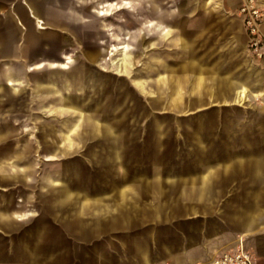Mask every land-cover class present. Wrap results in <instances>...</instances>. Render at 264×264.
Listing matches in <instances>:
<instances>
[{
    "label": "crops",
    "instance_id": "0c3cea01",
    "mask_svg": "<svg viewBox=\"0 0 264 264\" xmlns=\"http://www.w3.org/2000/svg\"><path fill=\"white\" fill-rule=\"evenodd\" d=\"M140 1L0 0V72H6L2 86L8 88L0 90V112L9 113L12 105L5 103L24 93L15 86L24 83L46 85L44 91H32L37 108L62 115L43 152L45 160L67 158L62 169L68 179L63 184L62 177L43 173L42 187L54 186L51 202L57 212H38L49 215L54 239L68 235L85 242L146 225L200 219L179 229L176 239L171 234L157 238L153 230L143 237L146 242L134 237V252H93L99 264H214L215 251L241 241L252 250L254 264H264V62L247 51V35L236 14L245 0H175L169 9L145 0L150 9L145 14L137 11ZM258 2L264 9V0ZM121 10L130 11L138 26L123 30L104 23L103 30L116 43L103 49L95 18ZM24 20L26 30L20 25ZM112 30L121 35L113 37ZM53 44L55 49L48 51ZM99 49L98 68L128 78L133 94L147 98L152 108L184 113L217 103L213 112L219 113L222 104L230 107L227 124L197 122L194 127L199 133L225 131L209 140L193 138L190 153L167 156L162 154L167 122L116 120L120 101L86 108L83 92L105 85L83 71ZM76 53H81L77 59ZM18 64L34 67L15 77ZM135 64L140 70L135 71ZM44 70L54 73L45 80L27 77ZM174 123L180 128V122ZM187 159L191 165L181 168L161 163ZM32 167L26 150H0V183L20 178L31 183ZM61 206L69 212L65 219ZM4 210L1 222L26 217L20 210ZM41 229L37 242L45 236Z\"/></svg>",
    "mask_w": 264,
    "mask_h": 264
},
{
    "label": "rangeland",
    "instance_id": "374dc122",
    "mask_svg": "<svg viewBox=\"0 0 264 264\" xmlns=\"http://www.w3.org/2000/svg\"><path fill=\"white\" fill-rule=\"evenodd\" d=\"M154 1L156 7L158 5L163 9L174 8L176 5L175 0ZM149 10L150 9H148L145 0H141L138 4V13L145 14ZM140 18L147 17L140 16ZM95 21L102 29L98 39L102 42L100 47L103 49L106 46L105 44L116 43V41L108 35V32L103 30L104 23L115 29L121 27L123 30H133L139 23V21H136L135 18L132 17L131 12L128 10H121L114 15L105 18H95ZM20 25L22 29L26 30L28 22L26 20L20 21ZM112 33H114V35H112L113 37L115 35H121L118 30H112ZM0 35H4V33L0 32ZM146 42L147 39L144 38L140 46L142 47ZM140 46L139 51L141 49ZM54 49L55 44L50 45L47 50L53 51ZM3 67L2 61L0 60V68ZM134 67L135 71L140 70V65L135 64ZM107 75L113 82L122 81L126 82L124 84H128L124 89L111 92V97L102 104L103 106L114 105L121 99L123 100L122 106L119 108L120 110L115 112L113 117L116 116L119 120L124 121H163L168 123H166L168 128L163 130L166 134L164 141H162L165 144L164 152L162 153L163 155L174 156L175 154L182 153L181 156H183V153L187 154L192 152L193 144L191 142H193L195 131H197L194 128L197 122H204V124L206 123L208 126L212 121H219L223 124L230 122V107H227L224 104L219 106V113L213 112L214 109L217 108L214 107L217 106V103H215L214 106H212L211 103H207L198 109L184 113H175L167 110L164 111L156 106L152 108L150 103L148 104L147 98L137 97L133 94L131 85H129L130 80L128 78L118 76L112 72H107ZM15 86H21L24 93L20 97L10 99L9 102L6 101V106L12 105L8 114L1 116L2 112H0V127L3 133L2 138L4 140V143L0 144V150L14 145L17 148L26 150V152L29 153L30 161L34 164L33 176L35 179V185L38 177L43 171L56 168L62 169L68 162L67 158L45 160L43 155L44 145L50 140L48 138L50 134H45V132L46 130L48 133L56 132L59 129V127L57 128L56 126H59L62 115H52V113L49 112L50 108H43L41 110L37 108L34 102V94L32 93L29 84L18 83ZM151 99L156 101L155 97ZM3 107L4 106L1 103L0 111ZM86 111L87 110L84 109L83 113H87ZM176 121L181 123L180 128L175 127L174 122ZM2 122L4 123L2 124ZM5 124H8L10 129L4 128ZM148 131L152 132L153 130ZM203 131L204 132L200 134L209 140L212 137L216 138L220 135L221 131L225 130H221L219 133L211 132L210 129H204ZM204 147L207 148V146ZM161 163L164 165L171 163V166L181 168L186 165H191L192 161L187 159L170 162L163 161ZM17 182V180L14 181L11 179L8 182L0 183V209H5L4 211L20 210L26 213V217L22 220H16L14 218V222L16 223L11 227H6L0 221V264H24V252L21 251V248L23 249L24 243H27L29 247L33 246L31 235L34 229L39 225L46 230L44 238L36 244V251L43 260L40 264H99V258L98 256H94L93 252H134V237H139L140 243L146 242L143 237L146 236L147 232L153 230L157 238L171 234V238L176 239L178 238L179 229H182L188 223L192 224L193 222L200 220L197 215L191 218L187 217V221H182L183 224L146 225L139 229H131L126 232L114 234L108 240L85 242L72 239L68 235H64V239L56 240L51 234V229L53 228L51 227V224H49V215L46 216L45 213L38 212L40 210V205L33 194L28 197L26 202H23L22 192L26 191L28 188H26L23 183ZM61 232L63 233V231ZM238 247H241L248 252H252V250L245 247L241 241L234 247L230 248V246H228L215 251L216 253L213 256ZM84 252H91V256H84Z\"/></svg>",
    "mask_w": 264,
    "mask_h": 264
},
{
    "label": "water",
    "instance_id": "95a60500",
    "mask_svg": "<svg viewBox=\"0 0 264 264\" xmlns=\"http://www.w3.org/2000/svg\"><path fill=\"white\" fill-rule=\"evenodd\" d=\"M0 20L2 21V18H0ZM101 51H102L101 49L95 51L93 57L88 59L89 61L86 62L85 66L83 68V71H85V69L86 70L88 69L94 75V77H97L99 81L103 80V82L105 83V85H103V86L95 84L92 89L87 88L86 91L83 92L84 99L88 101V104H86V108H88V107L91 108V107H94V106H97V105L100 107V105H102L104 103V101H106L109 97H111V92H114L116 90L119 91V89H124V87L128 86V84H124L126 82H122V81L113 82V81H111V79L108 78L107 72H104V71H102V70H100L98 68L97 63L100 61V59L102 57L101 56ZM79 56H81V53H76L74 58L77 59ZM62 59H63V61L66 62L65 58H62ZM27 60L29 62L31 60V58L28 57ZM73 60L74 59L71 58V61H73ZM42 63L43 62H41V64ZM43 65L44 64H42V66ZM32 67H34V66L27 67V65H25V67H24L23 64H18V65L13 66V68H14L13 71L16 72L15 77L23 76L24 75V71L27 70L28 68L31 69ZM5 73L6 72H3V71L0 72V90L2 92H6L7 89H8V88H5V87L2 86V84H3V82H4L5 78H6L5 77ZM52 73H54V72L44 70V72L41 73V74L32 73V74H28L27 77H29L32 80H35V79L45 80L48 76H51ZM70 76L73 77L74 75L71 73ZM130 83H131V81H130ZM47 88L48 87H46V85H44V84L42 85V87L40 86V88L35 87L34 84H33V86H31V90L33 91V93H35V92H37L39 90H43L44 91ZM15 90H19V89L17 87H15ZM117 103H119V101ZM122 103H123V100L121 99L120 100L121 106H122ZM1 114H2L1 116H4L5 113H1ZM116 120H118L117 117H116ZM3 123L4 122H2V124ZM56 127L58 128L59 126H56ZM4 128L10 129V126L8 124H5ZM2 134L3 133H2V130H1V127H0V144L4 143V140L2 139ZM45 134H50L48 138H52L54 136L53 135L54 132H51V133L49 132L48 133L47 130H46ZM194 135H195L194 138L202 136L199 132H196V131H195ZM202 137L204 138V140L207 139L204 136H202ZM44 138H46V137H44ZM10 148L13 149L14 151H21L22 150L21 148L15 147V145L11 146ZM193 148H194V146H193ZM196 149L198 150V148H196ZM43 155H44V153H43ZM29 170H30L29 174H30V177H31V180H32L31 183H24V178L17 179L19 182L23 183L26 188H28L27 189L28 191H30V192H28L26 190V191L22 192V199L26 201L28 199V197L31 194H33L34 197L39 202L40 210H45L51 215L53 213H56L57 210L53 208L52 202H51V199L54 197V192H53L54 186L49 183L48 185L45 184V186L42 187V184H41L42 183V175H43V173L50 172V173H52L55 176V178L59 177V176L62 177L63 182H64L63 184H66L67 183V179H68L67 178V170L65 168H64V170L63 169L62 170H56V169L45 170V171H43L40 174V176L38 177L35 185H34L35 179H34V176H33V167L31 169H29ZM71 174H73V172H71ZM0 180H1V176H0ZM71 182H72V180L70 181V183ZM64 204H66V203H64ZM64 204H62L63 207L66 206ZM62 206L60 207L59 213H60L61 219H63V218L65 219V217L68 215L69 212H67V210H65V208H62ZM75 222L80 224L81 220L75 219ZM2 223L6 227H11V226H14V224H15V222L12 220V217L10 219L2 222ZM41 228L42 227H40V226L36 227L34 229L32 235H31V238H32V241H33V243H32L33 246L29 247L27 245V243L23 244V250H25V252L23 253V263L24 264H40L43 261L41 259V256L36 252V244H37L36 239L41 235V232H42Z\"/></svg>",
    "mask_w": 264,
    "mask_h": 264
},
{
    "label": "built area",
    "instance_id": "2783aa9c",
    "mask_svg": "<svg viewBox=\"0 0 264 264\" xmlns=\"http://www.w3.org/2000/svg\"><path fill=\"white\" fill-rule=\"evenodd\" d=\"M247 35V50L254 60L264 62V9L258 0H245L236 11ZM251 252L241 247L214 256V264H254Z\"/></svg>",
    "mask_w": 264,
    "mask_h": 264
},
{
    "label": "bare ground",
    "instance_id": "6f19581e",
    "mask_svg": "<svg viewBox=\"0 0 264 264\" xmlns=\"http://www.w3.org/2000/svg\"><path fill=\"white\" fill-rule=\"evenodd\" d=\"M103 13V12H102ZM113 50H115V47L112 48ZM122 63V62H121Z\"/></svg>",
    "mask_w": 264,
    "mask_h": 264
}]
</instances>
